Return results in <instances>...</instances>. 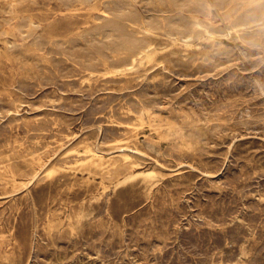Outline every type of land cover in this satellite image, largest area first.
<instances>
[{
    "label": "rangeland",
    "instance_id": "rangeland-1",
    "mask_svg": "<svg viewBox=\"0 0 264 264\" xmlns=\"http://www.w3.org/2000/svg\"><path fill=\"white\" fill-rule=\"evenodd\" d=\"M0 264H264V0H0Z\"/></svg>",
    "mask_w": 264,
    "mask_h": 264
},
{
    "label": "bare ground",
    "instance_id": "bare-ground-1",
    "mask_svg": "<svg viewBox=\"0 0 264 264\" xmlns=\"http://www.w3.org/2000/svg\"><path fill=\"white\" fill-rule=\"evenodd\" d=\"M103 1V0H102ZM206 1V0H205ZM243 1V0H242ZM33 3V2H32ZM141 3V2H140ZM19 4V3H18ZM238 5V4H237ZM85 6V5H84ZM229 7V6H228ZM165 8V7H164ZM177 9V8H176ZM248 9V8H247ZM204 10V9H203ZM192 11V10H191ZM229 11V10H228ZM197 12H198V10H197ZM103 13V12H102ZM101 13V14H102ZM105 13V12H104ZM106 14V13H105ZM104 14V16H106L107 17V14L105 15ZM167 15V14H166ZM171 16V15H170ZM28 17V16H27ZM111 17V16H110ZM26 18V17H25ZM146 18V17H145ZM116 20V19H115ZM175 21V20H174ZM229 21V20H228ZM177 22V21H176ZM124 23V22H123ZM127 23V22H126ZM251 23V22H250ZM132 25V24H131ZM178 25V24H177ZM228 25H229V23H228ZM181 26V25H180ZM183 27V26H182ZM117 29L118 30H120L121 32H123V29H122V26H120L119 24H117ZM183 29V28H182ZM124 30H125V28H124ZM127 30H129L128 28H127ZM133 31V30H132ZM230 31V30H229ZM115 32V31H114ZM176 32V31H175ZM136 33V32H135ZM134 33V34H135ZM181 33V32H180ZM241 34V33H240ZM175 35V34H174ZM185 35H186V33H185ZM184 38H186V37H184ZM137 39V38H136ZM139 39V38H138ZM81 40V39H80ZM190 42V41H189ZM125 43V42H124ZM131 43H133V44H131ZM143 43V42H142ZM142 43H138L137 41H135V40H133L132 38H130V37H128V38H126V44H129V45H136V46H134V50L133 49H131V50H133L132 51V55H131V60H132V63L133 64H135L137 61H138V59H149V60H151V59H153V57H154V49L151 47V46H149V45H144V44H142ZM16 44V43H15ZM20 45V44H19ZM125 47H128L127 45L125 46ZM133 47V46H132ZM201 48V47H200ZM14 49V48H13ZM90 49V48H89ZM128 49V48H127ZM11 50V49H10ZM124 52V51H123ZM131 52V51H130ZM126 53V52H125ZM109 54V53H108ZM99 58V57H98ZM119 58V57H118ZM97 62V61H96ZM201 63H203V62H201ZM146 64V63H145ZM145 67V66H144ZM132 68V67H131ZM138 69V68H137ZM114 71V70H113ZM108 72V71H107ZM110 72V71H109ZM115 72V71H114ZM95 76V75H94ZM124 77V76H123ZM127 111V110H126ZM14 114V113H13ZM162 120V119H161ZM148 121V120H147ZM56 125V124H55ZM161 127V126H160ZM154 128V127H153ZM163 128V127H162ZM201 128V127H200ZM172 129V128H171ZM154 131V130H153ZM80 135V134H79ZM179 138V137H178ZM135 139V138H134ZM89 142V141H88ZM121 142H123V141H121ZM115 143H116V141H115ZM111 144V143H110ZM109 144V145H110ZM119 144V143H118ZM188 145V144H187ZM87 146V145H86ZM95 146H97V145H95ZM181 148V147H180ZM186 148V147H185ZM184 148V149H185ZM87 149V148H86ZM183 149V150H184ZM80 150V149H79ZM90 150V149H89ZM88 150V151H89ZM189 151V150H188ZM95 152V151H94ZM97 152H99V151H97ZM105 153V152H104ZM82 154V153H81ZM84 154V153H83ZM100 154V153H99ZM91 155H93V154H91ZM55 156V155H54ZM94 156H98L99 158H100V160L101 161H105V159L104 160H102V157H100L99 155H97L96 153H94ZM92 157V156H91ZM90 157V158H91ZM89 159V158H88ZM93 159H95L94 157L92 158V160ZM111 159V158H110ZM90 160V159H89ZM98 161H99V159H97ZM95 161V160H94ZM154 161V160H153ZM90 162V161H89ZM100 162V161H99ZM99 162H97V163H99ZM87 163V162H86ZM96 163V162H95ZM94 163V164H95ZM101 163V162H100ZM103 163V162H102ZM10 164V163H9ZM105 163H103L102 165H104ZM76 165H78V164H76ZM83 165V164H82ZM97 165V164H96ZM69 166V165H68ZM137 166V165H136ZM105 168V167H104ZM56 169V168H55ZM60 169V168H59ZM68 170H70V169H68ZM93 172H95V170L93 171ZM50 174V173H49ZM147 174V173H146ZM37 176V175H36ZM45 177V176H44ZM38 179V178H37ZM24 182V181H23ZM26 182V181H25ZM18 183V182H17ZM22 183V182H21ZM102 191V190H101ZM105 192V191H104Z\"/></svg>",
    "mask_w": 264,
    "mask_h": 264
}]
</instances>
